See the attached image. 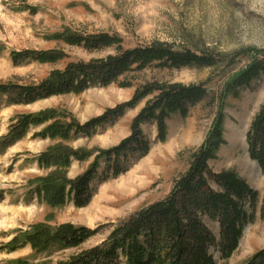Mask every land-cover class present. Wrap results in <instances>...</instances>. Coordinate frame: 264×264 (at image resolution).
Segmentation results:
<instances>
[{
  "label": "rangeland",
  "instance_id": "obj_1",
  "mask_svg": "<svg viewBox=\"0 0 264 264\" xmlns=\"http://www.w3.org/2000/svg\"><path fill=\"white\" fill-rule=\"evenodd\" d=\"M66 32L82 36L109 33L121 38L125 49L163 43L177 51L213 54L222 62L217 69L150 67L129 75V88L118 83H96L81 94L55 95L32 104H15L17 94L0 92V264H69L74 257L107 241L122 223L165 199L175 181L189 170L193 152L206 140L225 84L247 67L251 60L248 51L264 50V0H0V85L39 88L54 72H65L70 65L116 55L115 47L89 51L55 39L56 34ZM26 50L57 51L63 58L54 64L13 60L14 52ZM153 82L203 85L210 97L192 106L186 117L172 115L165 141L157 139L155 124L142 125L150 144L148 153L100 158L87 206L77 207L73 197L58 206L40 198L37 180L58 169L41 164L42 154L57 145L90 152L87 160L72 158L69 166L60 169L72 180L85 175L100 151L114 149L132 135L134 119L153 97L142 100L120 119L90 131L80 132L77 126L131 101L137 90ZM263 105L264 75L238 96L226 99V144L210 167L216 173L235 171L259 196L256 210L247 208L254 218L247 223L238 249L229 260H223L219 251L214 250L217 264H249L264 251V170L250 157L247 142L252 122ZM47 110L56 113L54 119L30 126L21 138L15 139L13 131L22 115ZM56 122L73 125L68 138L39 135ZM211 185L219 190L215 183ZM207 223L220 242L218 223ZM64 224L86 227L96 231V235L80 247L57 243L43 252L24 243L23 235L36 226L56 229ZM15 239L19 243L14 247ZM115 264L125 263L120 258Z\"/></svg>",
  "mask_w": 264,
  "mask_h": 264
},
{
  "label": "trees",
  "instance_id": "obj_2",
  "mask_svg": "<svg viewBox=\"0 0 264 264\" xmlns=\"http://www.w3.org/2000/svg\"><path fill=\"white\" fill-rule=\"evenodd\" d=\"M55 39L89 51L115 47L116 55L88 64L70 65L65 72H54L39 88L1 84L0 92L17 94L15 104H32L55 95L81 94L96 83H118L123 88H129L132 84L127 80L128 76L150 67L182 69L197 66L217 69L222 62L213 54L191 50L177 51L163 43L125 49L123 40L109 33L82 36L66 32L56 34ZM249 52V64L225 84L219 96L221 102L212 128L204 143L193 152L189 170L175 181L171 193L122 223L107 241L74 257L69 264H115L120 258L125 264H217L214 250L219 251L223 260H229L233 256L247 223L254 218V213H249L247 208L256 210L259 193L235 171L214 172L210 162L217 158L219 150L226 144L223 124L227 97L238 96L255 79L264 75V50L250 52L253 55ZM62 58L63 55L57 51L26 50L13 53L15 62L32 59L41 64H54ZM148 97L153 98L134 119L132 135L120 146L100 151L92 169L85 175L72 180L60 169L69 166L72 158L78 161L87 160L92 155L90 152L57 145L42 154L39 159L41 164L46 167L56 166L58 169L48 177L37 180L39 185L36 191L39 197L53 206L63 205L73 197L77 207L87 206L91 200L90 184L95 179L100 158H127L138 152L148 153L150 144L143 134L142 125L155 124L158 129L157 139L165 141L168 134L167 122L171 116L179 113L186 117L192 106L209 99L210 92L203 85L149 83L137 90L131 101L107 110L102 117L84 126L78 125L77 129L80 132L90 131L120 119L128 110L134 109ZM55 114L54 111L47 110L38 114L22 115L13 131L15 139L21 138L30 126L42 125L54 119ZM73 130V125L64 126L56 122L39 135L42 138L66 139ZM247 142L250 157L264 170V105L252 122ZM211 182L219 190H215ZM261 217L264 219V201ZM208 220L218 223L220 242L209 228ZM95 235L96 231L73 224H64L56 229L39 225L31 233H25L23 239L33 249L43 252L57 243L71 248L80 247ZM18 243L19 240L15 239L14 247ZM249 264H264V251L256 254Z\"/></svg>",
  "mask_w": 264,
  "mask_h": 264
}]
</instances>
